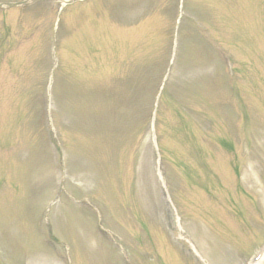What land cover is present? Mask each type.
<instances>
[{
	"label": "rangeland",
	"instance_id": "374dc122",
	"mask_svg": "<svg viewBox=\"0 0 264 264\" xmlns=\"http://www.w3.org/2000/svg\"><path fill=\"white\" fill-rule=\"evenodd\" d=\"M20 1L0 0V43L7 44L0 53V264L253 259L264 241V171L255 190L245 172L252 163L260 166L255 159L264 168V0H208L218 10L214 24L224 45L220 83L226 90H217L221 107L196 110L173 106L183 98L171 93L181 88L186 62L208 53L204 44L190 42L192 22L208 19L207 8L174 0L135 23L138 0H67L58 8L25 0L24 9L8 7ZM32 13L42 18L28 32L25 27L36 24ZM36 31L34 46V39H24ZM50 35L49 45L61 43L50 76L59 132L51 135L64 163L44 129ZM21 42L28 49L19 48ZM127 43L153 44L151 56L130 60ZM26 51L27 66H12ZM207 85L205 100H211L215 90ZM229 89L237 95L234 103ZM154 126L166 190L154 172ZM187 159L194 169L185 171ZM147 167L133 191L134 172Z\"/></svg>",
	"mask_w": 264,
	"mask_h": 264
},
{
	"label": "bare ground",
	"instance_id": "6f19581e",
	"mask_svg": "<svg viewBox=\"0 0 264 264\" xmlns=\"http://www.w3.org/2000/svg\"><path fill=\"white\" fill-rule=\"evenodd\" d=\"M248 264H264V251L261 253V258L258 262H249Z\"/></svg>",
	"mask_w": 264,
	"mask_h": 264
}]
</instances>
